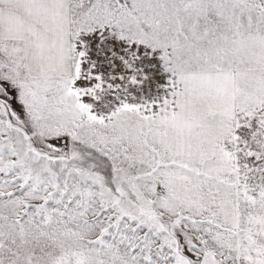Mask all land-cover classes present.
<instances>
[{
    "label": "snow or ice",
    "instance_id": "1",
    "mask_svg": "<svg viewBox=\"0 0 264 264\" xmlns=\"http://www.w3.org/2000/svg\"><path fill=\"white\" fill-rule=\"evenodd\" d=\"M0 264H264V0H0Z\"/></svg>",
    "mask_w": 264,
    "mask_h": 264
}]
</instances>
